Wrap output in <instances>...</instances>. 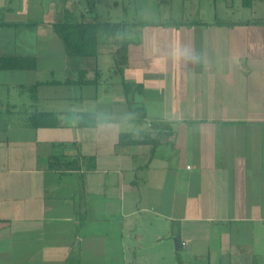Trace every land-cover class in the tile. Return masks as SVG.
<instances>
[{
  "label": "crops",
  "instance_id": "obj_1",
  "mask_svg": "<svg viewBox=\"0 0 264 264\" xmlns=\"http://www.w3.org/2000/svg\"><path fill=\"white\" fill-rule=\"evenodd\" d=\"M112 1L113 20L139 21L126 5L142 0ZM151 1L180 2L181 17L150 9L164 19L133 26L121 66L113 40L76 58L55 32L87 0H0V264L264 257V0ZM125 82L142 85L132 105ZM36 111L62 124L35 127ZM142 131L157 142L120 143Z\"/></svg>",
  "mask_w": 264,
  "mask_h": 264
},
{
  "label": "trees",
  "instance_id": "obj_2",
  "mask_svg": "<svg viewBox=\"0 0 264 264\" xmlns=\"http://www.w3.org/2000/svg\"><path fill=\"white\" fill-rule=\"evenodd\" d=\"M254 0H243L245 6H251ZM100 0H87V13H81L77 18L68 17L53 23L55 32L65 45V49L70 57L82 58L88 56H97L99 45L103 40L111 39L118 46L114 51L115 59L119 65H127L129 62V47L131 40L129 34L133 26L137 24H145L142 21H115L111 17L107 20H102V15L99 12ZM181 22H174V24ZM121 36V39H120ZM85 75V72H83ZM125 93L132 105V93L138 88H142L139 83L124 84ZM139 109L142 112H139ZM137 113L139 121H144L147 117L146 109L143 105L133 107ZM139 113V114H138ZM82 119H87L93 126L98 124V119L93 112H84L80 114ZM30 124L38 126H60L62 124L59 116L56 113L48 111H36L28 118ZM159 123H153V128L158 129ZM170 127L169 124L165 128ZM156 137H153L152 132L142 131L140 134H123L121 135V144H146L155 143ZM64 162H61L60 157L54 158L53 168L60 170ZM179 264H184L179 260Z\"/></svg>",
  "mask_w": 264,
  "mask_h": 264
},
{
  "label": "rangeland",
  "instance_id": "obj_3",
  "mask_svg": "<svg viewBox=\"0 0 264 264\" xmlns=\"http://www.w3.org/2000/svg\"><path fill=\"white\" fill-rule=\"evenodd\" d=\"M110 3V4H109ZM104 6L106 7L105 12H108L106 16L110 15V10H112L111 14H112V19H117L119 17H117L119 13L120 15H122V5H119L118 7H116L114 1H104ZM129 8V12H127V16L130 17H136L135 20H139V21H157V20H163L164 17H161L160 15H156L153 10L151 11V15H149V11L150 9H154L156 11H168V15L169 17H173V19H177L178 17H181L180 11H181V3L180 2H174L172 5H167L164 2H161L159 4V6L161 7L160 10H157L158 5L156 3H154L151 0H142L139 1L138 3H130L126 5ZM172 9L173 12H171L170 10ZM115 13H114V12ZM160 13V12H159ZM118 15V16H120ZM111 16V15H110ZM126 16V18L128 19V17ZM129 17V18H130ZM168 17V18H169ZM204 18V17H203ZM134 20V19H133ZM181 257H180V253H177V256L170 258V263L169 264H178ZM164 259H161L159 263L164 264ZM258 263L256 264H264V257L260 258L257 260ZM151 264L150 259H146V258H139L135 264Z\"/></svg>",
  "mask_w": 264,
  "mask_h": 264
},
{
  "label": "clouds",
  "instance_id": "obj_4",
  "mask_svg": "<svg viewBox=\"0 0 264 264\" xmlns=\"http://www.w3.org/2000/svg\"><path fill=\"white\" fill-rule=\"evenodd\" d=\"M177 55L180 59L191 62L193 64L200 63L201 60V54L197 53L195 50H185L181 48Z\"/></svg>",
  "mask_w": 264,
  "mask_h": 264
},
{
  "label": "built area",
  "instance_id": "obj_5",
  "mask_svg": "<svg viewBox=\"0 0 264 264\" xmlns=\"http://www.w3.org/2000/svg\"><path fill=\"white\" fill-rule=\"evenodd\" d=\"M184 244H186V242H184Z\"/></svg>",
  "mask_w": 264,
  "mask_h": 264
}]
</instances>
